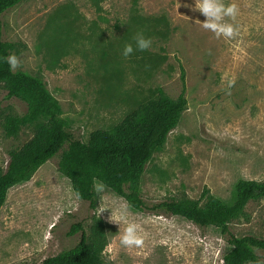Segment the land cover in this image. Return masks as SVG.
<instances>
[{
  "label": "rangeland",
  "instance_id": "374dc122",
  "mask_svg": "<svg viewBox=\"0 0 264 264\" xmlns=\"http://www.w3.org/2000/svg\"><path fill=\"white\" fill-rule=\"evenodd\" d=\"M70 2L82 16L85 40L52 71L39 35L51 14ZM223 2L239 9L235 21L224 18L238 27L231 39L200 26L205 17L185 6L194 0H26L1 18L3 40L15 44L12 54L19 59L14 72L26 71L46 83L77 140L87 142L95 130L120 122L158 90L177 99L183 87L181 68L185 71L187 109L140 179L145 210L133 212L125 199L106 189L97 193V207L103 195L108 209L100 218L115 231L111 252H103L113 264H224L228 235L151 209L170 199L204 204L205 190L228 202L239 180L264 181V0ZM135 15L168 20V38H153L148 48L166 57L159 68H149L135 48L128 57L122 55L123 46L134 45L133 37L140 33L131 23ZM26 111V103L8 99L0 85V172L7 169L10 152L34 136L33 129L24 128L19 136L7 137L4 118ZM67 147L29 182L9 190L0 209V264H42L76 246L81 234H69L73 225L81 222L89 231L96 210L59 173ZM121 207L144 237L140 248L119 245L118 231L126 225L119 230L109 217ZM229 230L237 237L264 238V199L251 201ZM257 254L258 261L248 264H264V252Z\"/></svg>",
  "mask_w": 264,
  "mask_h": 264
},
{
  "label": "trees",
  "instance_id": "16d2710c",
  "mask_svg": "<svg viewBox=\"0 0 264 264\" xmlns=\"http://www.w3.org/2000/svg\"><path fill=\"white\" fill-rule=\"evenodd\" d=\"M24 1L0 0V85L6 88L8 99L17 98L27 105L25 114L7 115L3 128L7 137L19 136L24 128L33 129L34 136L22 148L10 152L7 169L0 172V209L6 204L11 188L29 182L42 165L68 146L62 154L59 173L68 180L80 200L88 202L90 208L96 210L98 195L94 183H103L108 192L125 199L133 212L144 211L147 206L141 196V176L154 155L163 150L169 134L177 128L187 109L184 69L181 68L182 92L177 99H171L158 90L155 98L137 103L120 122L95 130L87 142L77 140L70 133L69 121L63 118L62 108L48 91L46 83L26 71H10L4 59L16 47L3 40L1 18ZM97 10H101L99 6ZM82 20L71 2L49 17L39 35L40 48L46 54L49 70L54 71L61 66L62 60L78 50L85 40ZM131 21L138 32L151 40L169 36V23L163 16L135 15ZM137 54L153 69L159 68L166 59L149 49L137 51ZM203 196L207 198L204 204L201 200L188 198L170 199L154 205L151 210L228 235L224 264L257 262V251L264 252V238L234 236L229 225L244 214L251 201L264 199V181L239 180L228 202L211 195L208 190ZM77 233L81 236L75 247L44 260L42 264H113L103 256V250L115 236L113 226L94 215L89 231L81 222L72 226L69 234Z\"/></svg>",
  "mask_w": 264,
  "mask_h": 264
},
{
  "label": "clouds",
  "instance_id": "9594fccd",
  "mask_svg": "<svg viewBox=\"0 0 264 264\" xmlns=\"http://www.w3.org/2000/svg\"><path fill=\"white\" fill-rule=\"evenodd\" d=\"M186 7L192 8L193 11H198L201 15L205 17L204 21H200V26L212 32L217 37H224L227 39L233 38L238 31V27L234 23L225 22L224 18L228 17L235 21L239 13V9L235 3H224L223 0H194L193 4L185 5ZM197 21V20H196ZM133 43H127L123 46L122 55L128 57L133 53L134 48L137 51H144L151 46V39L146 38L142 33H137L133 37ZM6 63L9 65V70L14 71L19 65V59L15 54H10L4 58ZM229 87H231V81H229ZM105 185L103 183H94V190L98 194L104 192ZM104 204L103 195H100L99 206L96 209L97 216L100 217L101 213L106 210ZM108 210V209H107ZM111 215L109 217V222H114L119 225V230L121 224H125L123 231H118L119 245L127 248H140L143 246L144 237L139 233L138 225L129 222L127 219V211L123 207L118 212L110 211ZM47 238V236L45 237ZM112 241H110L105 249V253L111 252Z\"/></svg>",
  "mask_w": 264,
  "mask_h": 264
}]
</instances>
